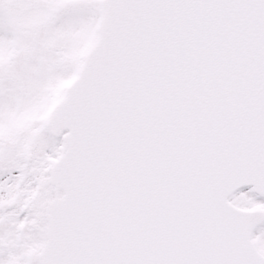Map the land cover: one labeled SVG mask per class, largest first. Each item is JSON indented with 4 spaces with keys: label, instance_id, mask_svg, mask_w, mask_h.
<instances>
[{
    "label": "snow or ice",
    "instance_id": "6c2138e0",
    "mask_svg": "<svg viewBox=\"0 0 264 264\" xmlns=\"http://www.w3.org/2000/svg\"><path fill=\"white\" fill-rule=\"evenodd\" d=\"M0 264H264V0H0Z\"/></svg>",
    "mask_w": 264,
    "mask_h": 264
}]
</instances>
